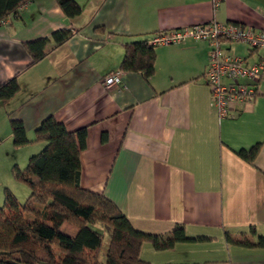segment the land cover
Here are the masks:
<instances>
[{"label": "crops", "instance_id": "1", "mask_svg": "<svg viewBox=\"0 0 264 264\" xmlns=\"http://www.w3.org/2000/svg\"><path fill=\"white\" fill-rule=\"evenodd\" d=\"M74 1V18L54 0H30L0 26V84L16 77L19 85L0 103V134L10 141L9 121H21L30 143L15 153L29 159L45 145L34 132L47 117L68 132L85 129L80 187L103 195L142 233L182 226L190 240L164 251L144 243V264H264V249L225 239L250 238L251 228L252 240L264 236V71L255 97L219 119L204 82L207 43L154 48L148 80L120 70L124 46L156 32L212 21L264 30V0ZM65 29L74 36L30 65L24 44ZM225 48L258 60L243 44ZM116 72L120 84L106 88L103 79ZM258 143L253 165L235 153Z\"/></svg>", "mask_w": 264, "mask_h": 264}, {"label": "trees", "instance_id": "2", "mask_svg": "<svg viewBox=\"0 0 264 264\" xmlns=\"http://www.w3.org/2000/svg\"><path fill=\"white\" fill-rule=\"evenodd\" d=\"M29 1L0 0V26ZM54 1L68 18L81 14V7L74 0ZM74 34L73 30H59L49 38L25 43L30 65L44 59ZM154 63V48L143 40L124 46L120 70L139 73L148 80L154 73ZM18 91L16 77L0 84V103L5 104ZM9 127L14 147L30 143L21 121L10 120ZM85 136V129L68 132L52 116L36 128L34 142L44 143V147L28 159L24 170L13 169L14 177L29 188L28 199L21 204L9 190H4L0 208V264H144L140 259L144 243H150L156 251H164L176 243L190 241L182 226L174 227L166 236L142 233L103 195L83 190L79 185V156L85 147ZM260 147L258 143L235 153L253 165ZM249 231L250 238L233 239L226 234L225 239L241 247L264 249V236L252 240L256 232L254 228Z\"/></svg>", "mask_w": 264, "mask_h": 264}, {"label": "built area", "instance_id": "3", "mask_svg": "<svg viewBox=\"0 0 264 264\" xmlns=\"http://www.w3.org/2000/svg\"><path fill=\"white\" fill-rule=\"evenodd\" d=\"M222 0H213L218 7ZM207 43L210 50L204 82L210 92V104L219 119L228 116L232 104L251 100L256 95V84L264 71V30H254L234 23L209 22L152 34L147 46L182 45L187 42ZM243 44L250 52L258 54L257 62L235 56L226 44ZM121 82L118 72L103 79L106 88Z\"/></svg>", "mask_w": 264, "mask_h": 264}, {"label": "rangeland", "instance_id": "4", "mask_svg": "<svg viewBox=\"0 0 264 264\" xmlns=\"http://www.w3.org/2000/svg\"><path fill=\"white\" fill-rule=\"evenodd\" d=\"M10 130V129H9ZM0 208L3 206L4 190H9L21 204L25 203L30 195V190L26 184L14 177L13 169L17 167L24 170L28 157L15 153L20 147H14L12 139H6L4 134H0ZM35 143V142H34ZM38 144V143H37ZM24 147V146H23ZM19 152V151H18ZM20 153V152H19ZM16 157V158H15ZM107 239V238H106ZM104 240L101 249V257L106 250L107 240Z\"/></svg>", "mask_w": 264, "mask_h": 264}]
</instances>
